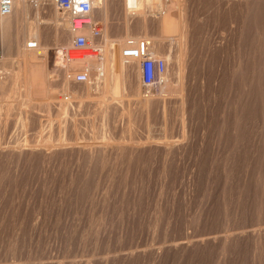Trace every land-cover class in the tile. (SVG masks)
Instances as JSON below:
<instances>
[{"label": "rangeland", "instance_id": "obj_1", "mask_svg": "<svg viewBox=\"0 0 264 264\" xmlns=\"http://www.w3.org/2000/svg\"><path fill=\"white\" fill-rule=\"evenodd\" d=\"M48 1L7 29L0 264H264V0H102L88 84Z\"/></svg>", "mask_w": 264, "mask_h": 264}, {"label": "built area", "instance_id": "obj_2", "mask_svg": "<svg viewBox=\"0 0 264 264\" xmlns=\"http://www.w3.org/2000/svg\"><path fill=\"white\" fill-rule=\"evenodd\" d=\"M55 6L68 15L69 27L73 33L71 48L66 50L67 63L74 62L72 53L91 52V56L100 55L103 47L97 42L104 36L99 22L93 17V0H55ZM13 0H0V17L6 18L13 13ZM89 31L86 35L84 31ZM28 48H38L36 41H30ZM3 56V35L0 31V60ZM126 63L135 62L141 73L142 85L146 88L160 87L166 84L168 62L152 50V44L147 39L130 41L123 50ZM89 67L74 76L77 84L91 83V70Z\"/></svg>", "mask_w": 264, "mask_h": 264}, {"label": "bare ground", "instance_id": "obj_3", "mask_svg": "<svg viewBox=\"0 0 264 264\" xmlns=\"http://www.w3.org/2000/svg\"><path fill=\"white\" fill-rule=\"evenodd\" d=\"M163 1H170V0H163ZM180 1V0H179ZM13 2H14V7H13V13H12V15L9 17L10 19L12 18V17H15V19L17 18V17H19V15L20 14H23V13H25L26 12V4H25V2H26V0H13ZM54 2H55V0H54ZM100 4H102V0H93V6H94V8L95 7H99V5ZM37 6H38V4H37ZM102 7V6H101ZM57 8V7H56ZM103 8V7H102ZM101 8V9H102ZM127 8V7H126ZM58 9V8H57ZM99 9H100V7H99ZM59 10V9H58ZM103 10V9H102ZM61 11V10H60ZM94 12V11H93ZM104 11H102V13H103ZM61 13H62V15L64 16V17H66V22H67V24H68V15L66 14V13H64V12H62L61 11ZM27 14V13H26ZM37 15V14H36ZM103 15V14H102ZM21 17V16H20ZM8 18V17H7ZM40 18V17H39ZM19 19V18H18ZM101 19H102V17H101ZM107 19H108V17H107ZM9 20V19H8ZM19 21V20H18ZM104 21V20H103ZM9 22L10 21H8L7 22V19L6 18H1L0 17V31L2 32V35H3V55H4V58H3V56H2V58L4 59L3 60V62L0 64V75L2 74V73H5L6 72V69L8 68V65H7V61H9L10 60V51H11V47H12V45H11V43L10 42H8V38H7V36H8V32H7V29H9L8 27H9ZM37 22H38V20H37ZM11 24V23H10ZM38 26V25H37ZM70 28V27H69ZM12 30V29H11ZM71 30V29H70ZM108 31V30H107ZM70 32V31H69ZM37 33H38V29H37ZM84 33L86 34V35H89V31H87V30H85L84 31ZM71 36H73V33L71 32ZM11 38V37H10ZM102 41H101V46L103 47V52H102V54H100V55H93V56H91V53L90 52H87V51H85V52H78V53H73V54H71V57L72 58H75V59H77V60H75L74 61V63H76V64H84V66L86 67V66H88V64L90 63V64H92V63H96V62H99V61H102L103 60V58H104V51H105V46H104V42H103V38L101 39ZM109 41V40H108ZM106 43H107V38H106ZM69 49V48H68ZM12 53V52H11ZM66 58H67V56H66ZM2 60V59H1ZM0 60V61H1ZM12 62V61H11ZM113 63V62H112ZM64 65V64H63ZM105 65V64H104ZM11 66V65H10ZM114 66V65H113ZM112 66V67H113ZM12 67V66H11ZM89 67V66H88ZM93 67H94V65H93ZM109 67H111V66H109ZM111 67V68H112ZM91 69V68H90ZM93 70V69H92ZM3 71V72H2ZM75 71V70H74ZM76 71H78V69H76ZM73 72V71H72ZM8 74V73H7ZM72 75V74H71ZM71 75H69V76H71ZM67 76V75H66ZM93 76V75H92ZM74 77V76H73ZM6 78V77H5ZM14 80V79H13ZM13 80L12 79H9V82H13ZM6 81L7 82H2V80H1V78H0V95H3V92L5 91V89H6V87H8V79H6ZM15 81V80H14ZM14 83V82H13ZM224 252V251H223Z\"/></svg>", "mask_w": 264, "mask_h": 264}, {"label": "crops", "instance_id": "obj_4", "mask_svg": "<svg viewBox=\"0 0 264 264\" xmlns=\"http://www.w3.org/2000/svg\"><path fill=\"white\" fill-rule=\"evenodd\" d=\"M48 3H49V5H54L55 6V2H51L50 0L48 1ZM48 5V6H49ZM56 7V6H55ZM57 9V8H56ZM58 10V9H57ZM54 11V14H53V21H54V23H55V26H56V28L57 29H60V27L62 28V31H63V33L64 34H67V32L69 33V31H68V24H67V22H66V17H64L63 15H62V13L60 12H58V11ZM7 19V22L8 21H10L9 22V27L8 28H10V29H15V27L16 26H18V23H19V21H16V19H15V17H12L11 19L10 18H6ZM9 19V20H8ZM11 23V24H10ZM37 24V23H36ZM39 27H40V18L38 19V24H37ZM37 26V27H38ZM7 32H8V30H7ZM40 41H39V45H38V48H36V49H38V50H41V51H44L46 48L42 45V42H41V33H40ZM4 52V51H3ZM3 57H4V55H3ZM3 59V58H2Z\"/></svg>", "mask_w": 264, "mask_h": 264}]
</instances>
